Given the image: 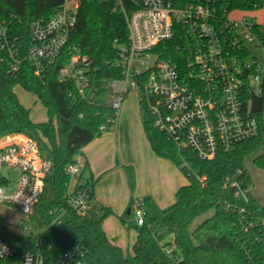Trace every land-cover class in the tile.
<instances>
[{
    "label": "trees",
    "instance_id": "obj_1",
    "mask_svg": "<svg viewBox=\"0 0 264 264\" xmlns=\"http://www.w3.org/2000/svg\"><path fill=\"white\" fill-rule=\"evenodd\" d=\"M63 3L64 0H0V25H6L19 43L29 46L31 23L50 18ZM225 4L229 11H255L264 7V0H225ZM253 29L264 45V26L257 22ZM127 36L125 16L115 2L80 0L78 22L69 43L87 55L91 64V84L85 94L78 91L72 80L60 79V69L66 58L56 62L47 74L46 82L42 83L29 62L22 65L18 75L7 72V55L0 48V137L12 132L25 133L38 142L42 153L51 161L44 191L35 207L41 224L47 228L41 236L42 244L36 246V238L32 236L12 235L5 228L2 215L0 234L19 251L41 248L49 258L58 257L77 245L84 250L90 264H176L173 258H181V264H262L264 239L257 230L247 226L251 215L233 212L227 205H245L255 212V217L264 216V204L256 192L245 201L235 195L232 186L236 179L254 182L245 159L258 150L260 153L252 161L264 171V80L263 109L252 113L259 121V133L230 150H221L210 160L199 158L190 148L179 149L156 127L153 114L139 98L143 129L153 151L173 161L188 183L178 188L175 201L164 208L159 207L152 196L143 197L146 217L142 225L135 220L134 197L131 198L121 221L137 231L133 252L116 244L103 227L104 220L114 210L94 199L97 179L86 178L91 208L84 214L69 208L67 190L71 177L67 173L68 164L84 155L86 145L111 130L117 118L108 81L122 75L115 61L118 44L125 43ZM178 41L179 37H174L159 46L176 48ZM170 55H173L172 51L164 54ZM17 85L39 98L47 109L46 120L31 118L30 108L20 101L15 91ZM251 97L252 88L246 86V103ZM123 166L131 190L135 191V167L132 164ZM87 167L85 162L83 175ZM61 208L66 209L62 222L50 226L56 215L51 211ZM197 220L198 223L193 225ZM172 243L176 244V250L170 255L165 248Z\"/></svg>",
    "mask_w": 264,
    "mask_h": 264
},
{
    "label": "built area",
    "instance_id": "obj_2",
    "mask_svg": "<svg viewBox=\"0 0 264 264\" xmlns=\"http://www.w3.org/2000/svg\"><path fill=\"white\" fill-rule=\"evenodd\" d=\"M110 1L124 14L128 28L127 41L118 44L115 61L122 75L108 81L112 107L117 113L127 93L136 89L153 114L156 127L179 149L190 148L204 160L214 159L221 150H230L259 133L261 127L252 115L251 100L246 103L245 99L246 86L261 97L263 94L264 59L250 49L251 44L263 45L253 29L255 18L250 20L248 14L233 15L225 0ZM79 7L80 0H64L50 18L33 21L29 46L19 43L6 25H0V48L7 55V72L18 75L22 65L29 62L35 75L45 83L56 62L66 58L60 79L72 80L78 91L85 94L91 84V64L87 55L69 43L78 22ZM174 37H179L176 48L159 46ZM171 51L173 55L164 56ZM84 163L81 157H76L67 166L71 177L68 206L80 214L91 208L90 190L83 177ZM50 167L51 161L29 135L12 132L0 137V204H12L27 217L37 214L35 207ZM232 186L235 195L245 201L257 190L254 182L239 179ZM81 196L83 205L76 202ZM143 203V197L134 199L138 225L145 222ZM227 208L251 215L247 226L264 239V216L255 217L253 210L237 203H229ZM55 212L50 226L62 222L66 209L51 211ZM0 215L12 235L32 236L36 238V246L42 244L46 227L33 234L22 222L12 226L1 211ZM165 250L172 255L176 244ZM173 261L181 264V258ZM0 264L90 263L77 245L49 258L41 248L19 251L0 234Z\"/></svg>",
    "mask_w": 264,
    "mask_h": 264
},
{
    "label": "crops",
    "instance_id": "obj_3",
    "mask_svg": "<svg viewBox=\"0 0 264 264\" xmlns=\"http://www.w3.org/2000/svg\"><path fill=\"white\" fill-rule=\"evenodd\" d=\"M234 12H239V15L254 14V16H251L259 18L257 22L264 25V7L255 11H243L238 9L234 10ZM130 109V106L127 104V106L123 108L122 113L118 115V117L120 115L121 117H119L116 129L111 132H106L101 137L94 139L86 145L84 148V155L81 157L84 162H87L88 168L90 169V174L87 175L84 171L83 177L86 179L92 176L98 179L94 188V199L101 204L112 207L115 213L118 212L119 206L122 208L127 207L131 202L132 196L137 198L150 195L154 198L159 207H167L173 202L172 198L176 195L178 188L188 183L187 177L173 161L162 158L153 151L142 125L145 139L144 137L142 138V146L137 144L139 142L134 141L136 147H133V149L135 153H142L143 171L147 173L152 182L158 183L160 186H158L159 189H150L149 187L143 188L141 186V174L138 172L137 187L139 191H136V193H133L131 196V193L126 189L124 190V182L125 180L127 182V179L126 175L124 174L123 176L122 174V166L133 159L130 154H128V157H125L124 154L120 153V143L124 142L125 147L131 144L130 129L132 123ZM140 122L142 123L141 119ZM116 173L120 175L123 183L113 184L110 182V179ZM109 219L110 216L103 222V227L108 237L113 239L114 242L121 247L129 248L130 246L128 247L125 245L121 237L122 234H112V232L109 231L107 226ZM136 238L137 231L135 230L133 245Z\"/></svg>",
    "mask_w": 264,
    "mask_h": 264
},
{
    "label": "rangeland",
    "instance_id": "obj_4",
    "mask_svg": "<svg viewBox=\"0 0 264 264\" xmlns=\"http://www.w3.org/2000/svg\"><path fill=\"white\" fill-rule=\"evenodd\" d=\"M233 15H239V12H233ZM251 15H249L250 20H252V18H254V17H252V16H254V14L252 16ZM255 18H256V16H255ZM257 19L259 20V18H256V20ZM250 49H251L253 54H255L259 57V59H261V60L264 59V47H263V45L256 46L255 44H251ZM15 91H16L20 101L26 107L30 108L31 118L33 120L43 121V120H46L48 118L46 107L43 105V103L39 100V98L35 94L24 89V87H22L21 85H17L15 88ZM127 104L131 108L130 109L131 110V112H130L131 123H132L131 129H130V131H131V133H130L131 144L128 145L127 147H125L124 142L120 143V153L124 154L125 157H128V154L131 155L133 160L126 162L125 165L126 164H132L135 167L136 177H137L138 172L141 174V186L143 188L149 187L150 189L151 188L152 189H159L158 186H160V185L158 183L152 182L151 179L149 178V176L147 175V173L145 171H143L144 168L142 166V163H143L142 153L141 154L135 153L134 149H133V147L134 148L136 147L134 141L139 142L137 144L142 146V138L144 137V133L142 130V123L140 122V119H141L140 100H139L138 91L136 89H131L127 93V95L123 101L120 113H118V115L122 113L123 108L125 106H127ZM118 115H117V118H116L114 124L112 125L111 130H109V132L116 129L117 123L119 121V117H121V115L119 117H118ZM262 125L264 127V121H263ZM106 132H108V131H106ZM105 133H103L102 135H104ZM101 136H99V137H101ZM144 139H145V137H144ZM258 153H260V150H258L257 152H254L252 154H249L245 160H246V167L248 168L249 172L251 173L252 177L254 178V182H255L256 187H257L256 195L259 196L261 202L264 204V171L261 168L257 167L256 165H254L253 161H252V159ZM122 168L124 171V172L122 171V174L124 176V174L126 175V172H125L124 166H122ZM85 174H87V175L90 174V169L88 167L85 170ZM126 179H127V176H126ZM124 180H125V177H124ZM110 182L113 184L123 183L121 181V177L118 173H116L114 176H112V178L110 179ZM124 185H125L124 190L126 189L129 193H131V196L133 195V193H136V191H139L138 187H136L135 191L131 190L128 179H127V182L125 180ZM12 186H14V185H12ZM8 192L11 193L12 189H10ZM138 198H140V197H138ZM134 199H135V197H134ZM174 199H176V195H174V198H172L173 202L175 201ZM128 206H129V204H128ZM128 206L125 208H122L121 206H119L120 208H119L118 212L115 213V211H114V213L110 215V219L107 223V226L109 228V231L112 232V234L113 233L122 234L121 237H122L125 245L128 247L130 246L129 248L125 247L124 249L126 251L133 252L132 245L134 242V234H135L136 229L133 227H130L128 224H124L121 221V218L125 216V213L127 211ZM0 211L4 214L5 219L12 226L15 225V223H17V222H22L21 225H23L24 227H30L31 232L33 234H36L38 232H42L45 230V227L41 224V217L39 214H33L31 217H27L18 208L14 207L12 204H8V203L0 204ZM212 213H213V211L210 212L209 215H211ZM205 218H203L202 220H204ZM197 223H198V220L195 221L193 225H196Z\"/></svg>",
    "mask_w": 264,
    "mask_h": 264
},
{
    "label": "water",
    "instance_id": "obj_5",
    "mask_svg": "<svg viewBox=\"0 0 264 264\" xmlns=\"http://www.w3.org/2000/svg\"><path fill=\"white\" fill-rule=\"evenodd\" d=\"M263 109V99L261 96H259L255 91H252V97H251V112L256 113L260 112ZM131 210L128 209V213H130Z\"/></svg>",
    "mask_w": 264,
    "mask_h": 264
},
{
    "label": "clouds",
    "instance_id": "obj_6",
    "mask_svg": "<svg viewBox=\"0 0 264 264\" xmlns=\"http://www.w3.org/2000/svg\"><path fill=\"white\" fill-rule=\"evenodd\" d=\"M78 204L80 205H83L84 204V198L81 196V197H77V201H76Z\"/></svg>",
    "mask_w": 264,
    "mask_h": 264
}]
</instances>
